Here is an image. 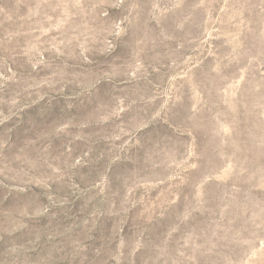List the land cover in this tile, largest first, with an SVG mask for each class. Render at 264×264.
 I'll return each instance as SVG.
<instances>
[{"label":"rangeland","instance_id":"rangeland-1","mask_svg":"<svg viewBox=\"0 0 264 264\" xmlns=\"http://www.w3.org/2000/svg\"><path fill=\"white\" fill-rule=\"evenodd\" d=\"M0 264H264V0H0Z\"/></svg>","mask_w":264,"mask_h":264}]
</instances>
